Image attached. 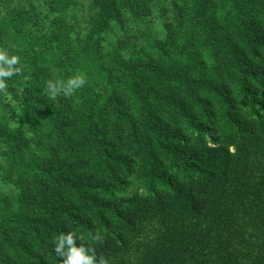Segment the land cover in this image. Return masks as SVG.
Returning a JSON list of instances; mask_svg holds the SVG:
<instances>
[{"label":"trees","instance_id":"1","mask_svg":"<svg viewBox=\"0 0 264 264\" xmlns=\"http://www.w3.org/2000/svg\"><path fill=\"white\" fill-rule=\"evenodd\" d=\"M5 3L20 71L0 93V264H63L69 233L97 264H264V0H92L74 40L75 0H45L42 34ZM115 27L134 50L109 64ZM78 73L49 100L46 81Z\"/></svg>","mask_w":264,"mask_h":264},{"label":"rangeland","instance_id":"2","mask_svg":"<svg viewBox=\"0 0 264 264\" xmlns=\"http://www.w3.org/2000/svg\"><path fill=\"white\" fill-rule=\"evenodd\" d=\"M2 2H6L9 7H17L22 12H26L32 6L35 10V13L39 19V21L35 23H28L25 25L26 28L30 29L32 32L36 34H42L47 31V24L46 21L48 19H52L56 17L48 11V7L45 3V0H0ZM92 0H75V6H71L66 13L62 16L64 17L65 21L68 26L70 27L69 35L71 39L80 38L82 39L87 33L88 29L91 25V20L93 15L96 13V10H90L89 4ZM135 30V29H133ZM112 33L105 34V40L103 43V50L102 54L104 56V62L111 64L114 58V55L118 53L128 56V53L132 50L128 48L132 47V43H126V39L123 37V33L118 30L116 27ZM128 45V46H127ZM136 47V46H135ZM137 48V47H136ZM131 49V48H130ZM16 68V67H15ZM23 84L19 83L16 84L18 87H22ZM46 96L51 99L49 94L46 92ZM53 100V99H52ZM13 104V102H10ZM18 117L19 111L18 109L15 110V114L11 115L10 113L3 115V120L9 122L10 125H17L18 124ZM41 121V120H40ZM6 157L2 156L0 158V166L5 164ZM7 182L0 181V191L6 194L11 193V187ZM139 184L136 182L135 185L131 188L130 193H133L136 189H138Z\"/></svg>","mask_w":264,"mask_h":264},{"label":"clouds","instance_id":"3","mask_svg":"<svg viewBox=\"0 0 264 264\" xmlns=\"http://www.w3.org/2000/svg\"><path fill=\"white\" fill-rule=\"evenodd\" d=\"M18 63V57L12 56L9 58L7 54L0 50V93L5 96L8 95L6 78H11L15 73L19 72V68H14L13 65ZM7 67H6V66ZM86 84L84 74L78 73L65 80H48L46 81L45 91L49 94L51 99H56L58 96L71 97L77 89L82 88ZM97 242H102V237L97 234L92 237ZM56 243V252L63 257V264H97L95 250H91V255H88L84 247L77 248L73 240V234H60L54 241ZM65 246L67 250L65 251ZM99 264H108V261L101 256Z\"/></svg>","mask_w":264,"mask_h":264}]
</instances>
